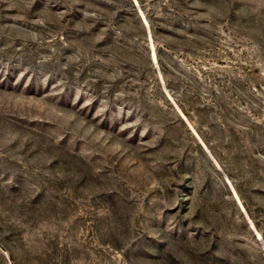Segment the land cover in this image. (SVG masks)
Here are the masks:
<instances>
[{
	"label": "rangeland",
	"instance_id": "obj_1",
	"mask_svg": "<svg viewBox=\"0 0 264 264\" xmlns=\"http://www.w3.org/2000/svg\"><path fill=\"white\" fill-rule=\"evenodd\" d=\"M0 264H264V0H0Z\"/></svg>",
	"mask_w": 264,
	"mask_h": 264
},
{
	"label": "water",
	"instance_id": "obj_2",
	"mask_svg": "<svg viewBox=\"0 0 264 264\" xmlns=\"http://www.w3.org/2000/svg\"><path fill=\"white\" fill-rule=\"evenodd\" d=\"M207 152L209 153V155H210V156H211V158L213 159V157H212V155H211L210 151H208V150H207ZM213 160H214V159H213Z\"/></svg>",
	"mask_w": 264,
	"mask_h": 264
},
{
	"label": "bare ground",
	"instance_id": "obj_3",
	"mask_svg": "<svg viewBox=\"0 0 264 264\" xmlns=\"http://www.w3.org/2000/svg\"><path fill=\"white\" fill-rule=\"evenodd\" d=\"M212 155V154H211ZM213 157V156H212Z\"/></svg>",
	"mask_w": 264,
	"mask_h": 264
}]
</instances>
